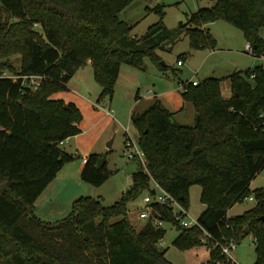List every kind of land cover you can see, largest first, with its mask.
I'll use <instances>...</instances> for the list:
<instances>
[{"label": "trees", "instance_id": "obj_1", "mask_svg": "<svg viewBox=\"0 0 264 264\" xmlns=\"http://www.w3.org/2000/svg\"><path fill=\"white\" fill-rule=\"evenodd\" d=\"M136 1L0 0V264H172L167 250L159 247L165 223L180 231L174 246H207L210 261L220 257L216 244H240L252 236L254 264H264V188L250 191L264 169V63L224 79L188 82L182 97L194 106L192 125L175 122L174 113L158 98L143 113L133 114L147 165L133 174L130 189L114 205L81 197L61 220L46 221L36 214V201L64 166L75 161L62 143L82 132L77 106L66 109L65 101L54 95L67 89L88 61L103 98L113 96L122 64L140 68L149 57L160 70L167 69L157 54L168 32L164 11L155 9L162 19L141 39H132L133 27L119 17ZM218 20L243 31L254 56L264 57V0H216L180 22L179 29L192 48L215 49L209 25ZM121 41L143 42L145 48L116 47ZM15 54L21 56L19 71L11 62ZM8 72L12 75L5 76ZM29 76L43 78L37 89L24 84ZM223 80L231 83L230 99L223 97ZM102 156L88 157L81 173L84 182L98 187L110 178L106 165L97 167ZM152 181L186 209L191 187L201 186L206 209L198 222L212 239L203 242L198 227L182 228L173 209L159 204L136 231L128 206ZM251 197L254 208L229 217L234 205Z\"/></svg>", "mask_w": 264, "mask_h": 264}, {"label": "rangeland", "instance_id": "obj_2", "mask_svg": "<svg viewBox=\"0 0 264 264\" xmlns=\"http://www.w3.org/2000/svg\"><path fill=\"white\" fill-rule=\"evenodd\" d=\"M216 0H138L126 8L120 19L133 27L131 38L141 39L149 27L158 23L162 18L160 8L164 11L163 23L168 32L160 42L157 54L161 58L160 64L164 62L167 66L165 71L160 70L159 63L147 57L142 67H134L122 64L119 78L116 82L112 97H101L102 87L94 78V69L91 62L81 67L68 84V88L56 93L55 99L65 101L66 105L76 104L82 117L79 125L86 131L80 136L72 137L69 143L62 148L73 155L78 148L81 157L75 158V163L82 164V157L91 155H107L106 167L110 178L101 186H93L84 182L76 175L71 176V182L63 185L60 191L54 193L59 179L45 192L44 198H51L45 209V216H51L48 221L61 220L72 212L73 202L81 197L102 199L105 206L114 205L132 185L133 174L139 171L143 165L139 161H132L126 155V140L128 134L136 141L139 140L138 131L131 122L133 114L146 111L160 96L182 97L180 83L192 82L197 84L206 78H226L237 71L243 73L261 65L262 57L253 56L246 51L248 41L244 32L225 20H218L209 25L211 33L216 39L215 49H194L188 35L179 29L180 22H186L188 17L196 13L200 8L214 6ZM264 38V31L262 33ZM116 47L124 50L145 48L143 42L126 44L121 41ZM183 65L179 66L178 61ZM11 62L19 71L21 56L15 54ZM6 75H12L6 73ZM223 96L231 94V83L223 80L221 83ZM183 98V97H182ZM102 109L100 112L97 108ZM172 106V105H170ZM106 109V110H105ZM107 110L113 111L114 118L106 114ZM175 122L192 125L195 122V109L193 104H186ZM98 122V123H95ZM128 131V133L126 132ZM111 144V147L109 145ZM144 168V167H143ZM69 170H66V174ZM63 176V175H62ZM61 176V177H62ZM66 182V181H65ZM67 184V183H66ZM155 187L152 181L150 188ZM264 188V169L251 183L250 191ZM142 196L129 204L128 216L136 231L145 226V221L139 219L140 211L146 209L144 197ZM60 192V193H59ZM202 188L199 185L191 187L189 194V207L187 209L190 218L198 219L206 209L201 201ZM255 201L250 198L234 205L228 212L229 217L242 215L244 212L254 208ZM41 214V213H40ZM42 218V217H41ZM115 222V221H114ZM166 229L164 239L159 243L161 249L167 250L166 257L172 264H208L210 262V250L207 246L196 247L189 250H181L173 245L180 231L174 225L165 223ZM215 247V246H214ZM255 242L252 236L244 239L231 252L235 264H254L256 261ZM219 256L225 257L227 264H233L223 255L220 246ZM217 258L218 264H225Z\"/></svg>", "mask_w": 264, "mask_h": 264}, {"label": "built area", "instance_id": "obj_3", "mask_svg": "<svg viewBox=\"0 0 264 264\" xmlns=\"http://www.w3.org/2000/svg\"><path fill=\"white\" fill-rule=\"evenodd\" d=\"M246 51H247V53H249L253 56L255 55L254 47L249 42L246 45ZM89 62H91V61H89ZM178 65L182 66L183 61L179 60ZM5 76H8V75L5 74ZM14 79H15V81H17L18 77L14 78ZM24 79H25L24 84H26L27 86H31L34 89H37L40 86V82L43 78L40 76H29V77H25ZM188 88H189L188 82H185V83L181 82L180 83V89H182L183 92L188 91ZM107 114L109 116H113V111L107 110ZM261 116L264 119V112L262 113ZM126 132L128 133V131H126ZM65 142H63L62 145H64ZM126 149H127V151H125V155L130 160L139 161L144 167H146L147 158H146L144 151L142 150V148L140 146L139 140L136 141L132 136H130L128 134V138L126 140ZM75 157H78V156H75ZM82 161L84 164H86L88 162V157H83ZM250 200L254 201V198L251 197ZM144 203L147 204V206H146L147 208L140 211V213H139V219L140 220L147 222L151 219L154 205L159 204V205L169 206L173 209V212L175 214V218L182 228L191 229L194 227H198L203 232V235H204L202 238L203 242H207L210 239H212V237L208 234V232L200 225V223L198 222V219L190 218L191 221H189V222L186 221V218L189 217L187 209L179 201H177L176 198L171 193L167 192L165 189H163L156 182H155V187L150 188L147 196L144 197ZM155 222L158 224H161L157 220H155ZM236 245H237V243L235 241H232L229 244L223 245L221 247L223 255L228 257L227 259L230 262H233V264H235L236 262H235L234 258L231 256V252L236 248ZM218 263H220V262H218V261L208 262V264H218Z\"/></svg>", "mask_w": 264, "mask_h": 264}, {"label": "crops", "instance_id": "obj_4", "mask_svg": "<svg viewBox=\"0 0 264 264\" xmlns=\"http://www.w3.org/2000/svg\"><path fill=\"white\" fill-rule=\"evenodd\" d=\"M209 30L211 31V29L209 28ZM262 63H264V57H262ZM237 71V70H236ZM222 79V78H221ZM183 82V81H182ZM223 94V93H222ZM232 90H231V94L230 96L228 97H225L223 96L224 98L226 99H230L232 97ZM158 99H160V96L158 97ZM161 102L163 103V105L172 113H174V119H176V117L178 116V114L183 111L185 108H186V104L187 102L184 101V99L182 97H175V96H165L163 97V100H161ZM76 105V104H75ZM172 105V106H170ZM96 108L102 112L103 110L102 109H99L100 107H97ZM106 110V109H105ZM112 111V110H111ZM106 114H107V111H106ZM108 115V114H107ZM109 116V115H108ZM112 118H114V116H110ZM115 119V118H114ZM95 123H98V122H95ZM181 124V123H180ZM186 125V124H185ZM79 127L81 128L82 132L81 134H79L78 136L82 135L83 133H85L86 129L82 126V125H79ZM76 137V136H75ZM72 138L68 139L66 143H69V141L71 140ZM64 144V145H65ZM73 155L75 156H78V157H81L80 155V152L78 150V148L76 149L75 153H73ZM83 158V157H82ZM82 161V160H81ZM85 167V164L83 163L82 161V164H77L75 163V161L67 164L66 166H64V168L59 172V174L57 175L56 177V181L59 179V184L56 185V188L54 190V193H57V191H60L62 186L63 185H68L72 180H71V176L72 175H76L78 176V178H80V175L83 171ZM66 170H69L66 174ZM63 175V176H62ZM62 176V177H61ZM53 181V182H56V181ZM66 181V182H65ZM53 182L48 186V188L43 192V194L40 196V198L36 201L35 203V210H36V214L41 218V219H51L50 217L51 216H45V209L47 207L46 204H48V201L51 200V198H43L45 192L52 186ZM67 183V184H66ZM60 193V192H59ZM41 213V214H40ZM43 219V220H44ZM48 221V220H47Z\"/></svg>", "mask_w": 264, "mask_h": 264}, {"label": "water", "instance_id": "obj_5", "mask_svg": "<svg viewBox=\"0 0 264 264\" xmlns=\"http://www.w3.org/2000/svg\"><path fill=\"white\" fill-rule=\"evenodd\" d=\"M163 66H165V63H162ZM66 109H69L68 105H66ZM109 147H111V144L109 145ZM106 160H107V155H103L97 163V167L99 169H102L105 165H106Z\"/></svg>", "mask_w": 264, "mask_h": 264}]
</instances>
